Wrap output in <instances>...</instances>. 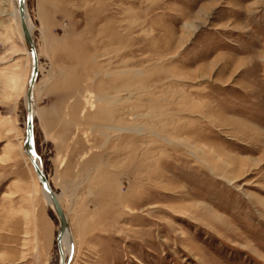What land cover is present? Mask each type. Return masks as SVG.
Listing matches in <instances>:
<instances>
[{
  "label": "rangeland",
  "instance_id": "obj_1",
  "mask_svg": "<svg viewBox=\"0 0 264 264\" xmlns=\"http://www.w3.org/2000/svg\"><path fill=\"white\" fill-rule=\"evenodd\" d=\"M0 2V264H57L22 145L29 58ZM25 2L70 264H264V0Z\"/></svg>",
  "mask_w": 264,
  "mask_h": 264
},
{
  "label": "water",
  "instance_id": "obj_2",
  "mask_svg": "<svg viewBox=\"0 0 264 264\" xmlns=\"http://www.w3.org/2000/svg\"><path fill=\"white\" fill-rule=\"evenodd\" d=\"M25 0H14V6L17 13L18 21L20 24V30L23 37L26 52L29 56V71L24 88L23 104H24V128H23V142L24 151L27 159L32 167L33 173L36 177L38 186L45 193L48 198L51 208L56 216L58 227L55 230V248L58 258L57 264H69L72 258V248L70 247L69 253L66 259H63V255L60 248V236L64 231H68V223L66 217L60 208L56 198L54 197L50 186L45 178L42 170V164L39 156L34 148L33 140V125H32V113H33V96L32 87L37 76V58L32 38L30 37L28 27L25 19L24 11Z\"/></svg>",
  "mask_w": 264,
  "mask_h": 264
},
{
  "label": "bare ground",
  "instance_id": "obj_3",
  "mask_svg": "<svg viewBox=\"0 0 264 264\" xmlns=\"http://www.w3.org/2000/svg\"><path fill=\"white\" fill-rule=\"evenodd\" d=\"M24 11H25V19H26V24H27V27H28V31H29L30 37L32 38L33 45H34V48H35V53H36V58H37V75H38V70H39L38 69V65H39V61H38V55H37V52H36V47H35V43H34L33 36H32V32H31L32 31L31 23H30V20L28 18L29 16L27 15L26 2H25V5H24ZM11 17L14 19V21H15L18 29L20 30V24H19V21H18V17H17L16 10H15L14 0H13V11H12ZM20 34H21V30H20ZM21 38L23 40L22 34H21ZM26 54H27V52H26ZM27 56H28V54H27ZM28 58H29V56H28ZM36 79H37V76H36ZM36 79H35V82H34L33 87H32V96H34V88H35V85H36ZM35 116H36V112H35V109L33 107L32 125H33ZM33 140H34V137H33ZM23 152H24V155L26 156L25 151H24V147H23ZM42 170H43V167H42ZM45 178H46V176H45ZM46 180H47V178H46ZM47 182H48V180H47ZM48 184H49V182H48ZM49 186H50V184H49ZM87 187H89L88 183H87ZM50 189H51V186H50ZM51 191H52L54 197L56 198V201L58 202L60 208L62 209L61 204H60L59 196L55 195L52 189H51ZM62 192L63 193L64 192L67 193L66 192V188H64ZM42 196H43V200H44L45 204L48 207L51 208L50 202H49L48 198L46 197V195H45V193L43 191H42ZM75 202H76L75 199H72L71 200V205L73 207H75V205H77ZM62 211H63V213H64V215L66 217L67 223H68V231H64L61 234V236H60V248H61V252H62V255H63V259L65 260L66 257H67V255H68V253H69L70 247L72 248V258H73V254H74V238H73V234H72V230H71V227H70V223H69V219L67 217V214L65 213V211L63 209H62ZM72 258H71L69 264L71 263Z\"/></svg>",
  "mask_w": 264,
  "mask_h": 264
}]
</instances>
